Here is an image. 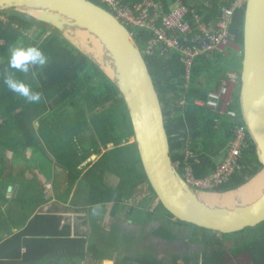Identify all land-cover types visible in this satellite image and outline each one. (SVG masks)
Returning <instances> with one entry per match:
<instances>
[{"label": "trees", "instance_id": "trees-1", "mask_svg": "<svg viewBox=\"0 0 264 264\" xmlns=\"http://www.w3.org/2000/svg\"><path fill=\"white\" fill-rule=\"evenodd\" d=\"M125 1L132 6L142 0ZM161 1L165 9L167 3H173V0ZM230 1L223 0L208 13L215 17L221 6ZM183 2L201 12L189 0ZM244 12L245 8L234 13L229 30L238 45L242 43ZM6 16L8 20L0 23V264H80L87 258L98 264L106 258L104 252L90 242L92 222L82 216L90 210L86 205L102 208L114 202L117 208L146 180L139 167L135 145L120 146L122 141L132 137L128 114L113 83L57 32L24 15L9 13ZM131 32L143 51L149 34L144 30ZM30 45L45 52L48 64L43 68L33 66L28 73L10 70L9 49ZM212 55L215 64L220 59L219 53ZM145 60L163 109L172 161L181 165L187 162L196 178L207 176L222 158L233 132L226 118L196 105L195 100H205L207 90L221 83L219 76L225 75L223 68H214L209 58H198L186 79L180 55L176 52L166 53L161 48L152 55H145ZM8 73L40 92L41 101L29 103L11 92L3 83ZM231 107L238 110L237 102ZM84 131L91 133L88 146L81 144ZM186 150L193 153L188 160L185 159ZM4 151L24 159L49 152L53 162L66 175L70 188L80 176V165L88 166V159L96 155L98 159L82 176L87 196L82 204L76 198L73 201L85 208L76 210L54 202L35 213L38 188L34 181L22 178V171L17 176L6 172ZM238 163L239 169L217 191L236 189L261 169L250 139ZM106 172L119 178L115 188L104 184ZM16 182L19 191L10 199L8 188ZM126 209L127 217L141 224L152 220L161 210L158 206L144 216V208L140 206ZM70 213L76 214L74 219ZM175 226L187 229L191 243L200 251L185 249L160 257L153 249L144 250L124 254L116 264H264V236H248L242 242L233 240L251 229L221 236L167 217L154 234L176 240ZM15 229L18 232L14 233ZM227 242L229 245L225 246Z\"/></svg>", "mask_w": 264, "mask_h": 264}, {"label": "water", "instance_id": "water-1", "mask_svg": "<svg viewBox=\"0 0 264 264\" xmlns=\"http://www.w3.org/2000/svg\"><path fill=\"white\" fill-rule=\"evenodd\" d=\"M0 13L24 15L57 32L113 83L129 117L132 144L136 147L139 167L152 193L153 204L166 214V219L221 236L254 229L264 223V188L243 203L232 206L210 204L205 199V195L229 194L242 188L264 169V0H247L246 3L236 94L239 115L261 169L238 188L227 191L197 189L187 184L176 169L163 109L145 56L132 32L108 10L92 0H0ZM78 31L97 40L104 61L97 60L88 47L85 49L73 38ZM45 155L53 159L47 152ZM96 158L92 155L88 161ZM11 191L9 186L8 193ZM197 249L200 251L199 247Z\"/></svg>", "mask_w": 264, "mask_h": 264}, {"label": "built area", "instance_id": "built-area-1", "mask_svg": "<svg viewBox=\"0 0 264 264\" xmlns=\"http://www.w3.org/2000/svg\"><path fill=\"white\" fill-rule=\"evenodd\" d=\"M95 1L129 30H144L149 34L144 50L141 51L144 56L152 55L161 48L166 53H178L186 79L198 58L209 57L234 39L229 31L234 13L244 9L247 3V0H231L228 5L221 6L215 17L207 19L201 12L187 6L183 0H173L169 12H165L163 5L157 0H142L132 6L125 0ZM7 20L5 14L0 15V23ZM238 81L239 78L232 80L235 85L232 89L229 83L223 81L216 88L207 90L205 100H195L196 105L211 109L221 118H226L233 132L222 158L207 176L196 178L187 162L183 165L174 162L185 182L197 189L216 190L239 169L238 162L249 137L238 110L231 107L236 100ZM192 157L193 153L186 150L185 159Z\"/></svg>", "mask_w": 264, "mask_h": 264}, {"label": "crops", "instance_id": "crops-1", "mask_svg": "<svg viewBox=\"0 0 264 264\" xmlns=\"http://www.w3.org/2000/svg\"><path fill=\"white\" fill-rule=\"evenodd\" d=\"M158 2L162 4L161 0H158ZM221 2H223V0H189V3L192 6L199 9L201 14L208 18L214 17V14L212 13L213 15H211L208 13V11L215 10L217 6L219 7ZM166 6L167 9H165L163 6L164 11H170L172 9V2L167 3ZM217 53H219L218 57H220V59L215 64H213L214 62L212 63V60L214 59V57H212L213 55L207 58H209L214 68H223L222 70L225 72V75L219 76V79L221 82L224 81L229 83V86L232 89L235 86L234 83H232V80L239 78V68L241 61L240 45H238L233 39L225 43ZM47 153L49 154V152ZM5 154V158H8L10 161L18 162L20 159H23L22 178L26 181H34V183H36L35 186L38 188L37 194L39 196V200L37 202L38 204L35 213H38L42 207H46L54 202H60L62 205L72 207L76 210L85 208L84 206L76 205V202L73 203L76 198V201L80 202L79 204H82L84 197L87 196V186L84 182L85 180L82 177L84 174L82 173V170L79 178L70 188V185L67 184V177L64 175L61 168L57 167L53 162L54 160H50L45 154L41 155L46 159V162H43L42 158H40V154L38 153L30 157L26 156L27 159L21 158L19 155L10 151H4V155ZM51 157L53 158V156ZM10 186L12 187V191L7 193V197L13 199V197L16 196L19 191V186L17 182ZM127 201L120 203L117 208H114V202H110L104 205L102 208L86 205V208L90 207V210L87 211V214H82V216L84 215V217H87L89 221L92 222L89 235L90 242L96 246V249L103 251V255L106 258L102 261H99L98 264H116V260L124 254H134L135 252L139 253L141 251L143 252L144 250L151 251L152 249L155 250V253L158 254V256L166 257L171 253L163 254L161 248L162 245L163 247L168 246V248H170V244L174 245V242H180L181 238L183 237V230L179 229L177 226H175L174 230V232L177 234L176 240H169L155 235L154 231L156 230V227H154L152 220L141 224L135 222L133 219H131V217H127L126 207L133 208V206H130ZM138 206L141 207V204H138L135 207L137 208ZM155 207L156 206H154V204H152L150 207L142 206L141 208H144V216L148 211L153 212ZM157 213L158 212L155 214L156 216ZM121 214L124 215L122 216ZM69 215L72 216L73 219L76 216L74 213H70ZM161 219H164V217ZM123 223H125V226H123ZM151 223L153 226H151ZM185 231H187V229ZM16 232H18L17 229L14 230V233ZM165 243L168 244L165 246ZM188 243L194 246L195 249L197 248L196 245L191 243L190 238ZM200 263H202V261H200ZM80 264H95V262L87 258L84 263ZM179 264L184 263L179 262Z\"/></svg>", "mask_w": 264, "mask_h": 264}, {"label": "rangeland", "instance_id": "rangeland-1", "mask_svg": "<svg viewBox=\"0 0 264 264\" xmlns=\"http://www.w3.org/2000/svg\"><path fill=\"white\" fill-rule=\"evenodd\" d=\"M0 15H1V13H0ZM48 33L49 32H47L46 35H48ZM81 136H82L81 144L83 146H88L89 145V139L91 138L90 131L82 132ZM132 142H133V138L132 137H128L127 139H125L124 141L121 142L120 146L130 145V144H132ZM111 148L112 147L109 146V149H111ZM101 153H103V152H101ZM5 156H6V154H5ZM40 158H42L43 162H46V159L43 158L41 154H40ZM97 159L98 158H96L94 160L91 159L90 160V164L88 166H85V163L81 164L80 165V167H81L80 169H82V173H85L91 167V165L94 163V161H96ZM5 161H6V166H7V170H6L7 173L12 172L14 175L17 176V174L22 171V169H23L22 168L23 167V165H22L23 159H20L18 162H15V161H10L8 158L7 159L5 158ZM118 179L119 178H117L114 174H111V173H108V172L104 173V178H103L104 184H106L107 186H110L111 188H115L117 186L118 181H119ZM35 185H36V183H35ZM37 192H38V190H36V193ZM151 194L152 193H151V191L149 189V186H148L147 182L146 181L142 182L140 185H138V186H136V188H134V190L132 192V195L127 197V200H128L127 203H129L130 206H133V208H136L135 206H137L138 204H141V207L142 206L143 207L144 206L150 207L153 204V202H154L153 197L150 196ZM149 203H151V204H149ZM155 208L158 209V205H156ZM157 212H158L157 216L154 215L153 218H152V223L154 224V227H156L155 229H157L160 225H163L164 222L166 221V219H161L163 216H166V214L163 211H161V210H158ZM121 215L123 216L124 214H121ZM122 218H125V217H122ZM123 222H125V221H123ZM152 223H151V226H153ZM123 226H125V223H123ZM182 230H183L182 231L183 234L182 233L181 234L183 235V237L181 238L180 242L177 243V241H176V242H174V245L170 244L169 245L170 248H168V246H166V244H168V243H165L166 247H163V245H162L161 248H162L163 254H166V253L174 254V253L179 252L180 250H185L184 247H186V246H191L188 243V241H189L188 231H185L186 229H182ZM248 231L245 232L244 236L243 235L242 236H236V238H233V240H235L237 242H242L241 240L243 238H248V236H252V237H254V236L255 237L256 236H264V223L260 224L259 226H257L254 229H251L249 232ZM181 234H179V235H181ZM228 245H229V243L227 242L225 244V246H228Z\"/></svg>", "mask_w": 264, "mask_h": 264}, {"label": "clouds", "instance_id": "clouds-1", "mask_svg": "<svg viewBox=\"0 0 264 264\" xmlns=\"http://www.w3.org/2000/svg\"><path fill=\"white\" fill-rule=\"evenodd\" d=\"M48 61V56L41 48L30 45L11 47L7 63L10 70L28 73L33 66L38 68L45 67ZM3 83L11 92L23 97L29 103H39L41 101L40 92L34 91L32 86L25 81L14 78L11 73L5 74Z\"/></svg>", "mask_w": 264, "mask_h": 264}, {"label": "bare ground", "instance_id": "bare-ground-1", "mask_svg": "<svg viewBox=\"0 0 264 264\" xmlns=\"http://www.w3.org/2000/svg\"><path fill=\"white\" fill-rule=\"evenodd\" d=\"M73 37L72 35L70 36ZM78 39L82 46H84L85 49L87 47L91 50V54L97 59L99 58V61H104V55L103 51L101 50V47L99 46V43L95 38L87 34L86 32H79L75 35V37ZM101 59V60H100ZM98 60V59H97ZM106 68L105 71L108 73L109 76H111L110 70L107 71ZM264 188V169L259 172L257 175H255L246 185H244L242 188L235 190L234 192H230L229 194H209L205 195V199L210 204H218V205H234L237 202L243 203L247 198L253 196L259 190Z\"/></svg>", "mask_w": 264, "mask_h": 264}, {"label": "flooded vegetation", "instance_id": "flooded-vegetation-1", "mask_svg": "<svg viewBox=\"0 0 264 264\" xmlns=\"http://www.w3.org/2000/svg\"><path fill=\"white\" fill-rule=\"evenodd\" d=\"M237 90H238V88H237Z\"/></svg>", "mask_w": 264, "mask_h": 264}]
</instances>
